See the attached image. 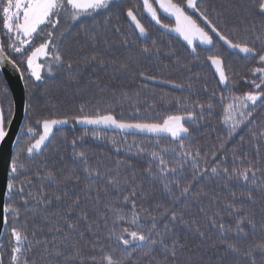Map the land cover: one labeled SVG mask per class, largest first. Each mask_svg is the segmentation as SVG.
<instances>
[{
  "label": "trees",
  "instance_id": "obj_1",
  "mask_svg": "<svg viewBox=\"0 0 264 264\" xmlns=\"http://www.w3.org/2000/svg\"><path fill=\"white\" fill-rule=\"evenodd\" d=\"M196 2L201 11L207 9L209 18L226 35L233 40H247L258 53H264V39L256 40V36L264 37V15L246 10L252 0ZM129 8L133 9L148 30L146 37L139 35L134 23L127 17L126 10ZM185 10L212 35V46H190L171 31L175 27V19L158 10L161 24H167L169 28L157 25L144 11L142 0H115L107 11L74 24L67 19L66 13H62L52 38L56 47L50 46L48 55L41 53L34 58V64L40 66L38 71L42 79L39 81L28 68L27 56L48 39L47 33L52 30L51 26H41L32 43L25 45L24 51L18 53L7 47L12 40L6 34L7 30L3 28V20L0 18L1 45L5 48V54L20 69L26 89V118L12 155L19 156L23 168L11 177L9 175L8 181L12 179L15 187L7 191L6 204L19 210L20 216L15 225L25 230L29 240L34 243L31 252L27 254L30 262L90 264L88 257H99L100 245H104L106 251H110V245L117 246L115 238H109L114 219L110 209H122L124 213H129L131 200L136 202L137 210L143 207L158 217V228L161 231L168 219L167 216L160 218L165 208L183 212L188 227L179 223L170 225L173 231L168 233L166 242L170 244L171 239L178 235L184 244L183 248L177 249L174 262L156 246L149 255H144L145 249H137L127 264H248L246 256L225 253L223 246H211L218 241L220 234L217 229L210 227L208 217H214L218 224L235 228L236 220L246 212L254 220L255 229L245 223L243 227L246 236L228 232L225 238L244 250L264 243V136H261L264 132V103H258L254 109L250 108L253 115L231 136L228 134L230 125L224 123L225 105L234 96L240 97L253 90L252 81L259 83V74H254L252 69L264 65H260L255 56H246L230 49L211 33L195 9H188L185 4ZM65 29L68 31L64 32ZM125 40L128 44L124 43ZM16 46L19 47L18 41ZM144 47L151 51H142ZM56 51L63 57L62 63L54 61ZM93 56L97 58L95 61H91ZM211 56L221 58L229 78L226 84L220 82L209 59ZM69 62L72 64L71 69L67 67ZM141 72L145 77L156 79H146L140 75ZM199 104L205 107H197ZM209 104L211 108L207 107ZM0 105L7 126L13 105L1 74ZM81 105L85 106L87 112H94L96 108L102 112L105 109L111 110L117 119L127 121L162 123L169 115L186 116L189 111L194 112L196 118L183 121L189 129L186 135L181 136L184 149L180 148L181 139L174 140L169 136L68 124L54 128V134L42 146L43 150L28 155L27 146L42 132L38 121L70 118L80 114ZM29 128L35 131L29 133ZM94 131L99 134L98 138L93 135ZM73 140H76L75 145ZM136 145L147 151L137 155L139 149ZM152 151L161 153L169 167H178L175 177L172 174L167 176V180L175 178L180 181V187L173 185L172 195H179L180 189L189 181L192 182L186 198L182 197L173 203L169 193L164 191L156 168L159 161L152 158ZM185 151H190L193 156L197 151L200 152L197 158L200 172L195 179L192 159L183 156ZM76 152H84L88 166L97 169L103 178L88 176ZM181 163L184 164L182 169L179 168ZM150 164L152 176L144 171ZM250 165L259 169L255 175V184L251 182V173L249 181L242 178L226 181L222 172L220 175L211 172L212 167L218 170L227 167L231 170L234 167L244 169ZM49 172L54 173L55 182L47 179ZM77 176L79 182L69 179ZM109 176L119 181L116 187L107 182ZM22 182L23 198L19 191ZM85 185L91 187L86 188ZM41 186L47 193L46 199L52 201L51 204H41L30 199L29 194H38ZM65 191L68 196L62 201H56L54 194L62 195ZM133 191L135 196L124 203V196ZM249 193L253 196L252 200L248 199ZM77 196L80 198L79 204L72 205V200ZM23 199H29V203L25 205ZM228 204H235L244 211L232 212ZM156 205L161 207L157 208ZM70 207L73 209L71 212L68 211ZM6 215L7 225L0 243V260L3 264H9L12 246L9 233L14 224V214L9 212ZM82 215H86L87 220L81 219ZM66 220L78 222V229H69ZM151 224L150 216L141 213L140 226L147 231ZM123 226L126 225H120ZM196 226L205 232L204 239L191 231ZM50 228L52 231H49ZM57 228L61 230L56 231ZM33 232L36 233L35 237L32 236ZM35 240L42 243L35 245ZM44 242H47V252ZM93 245H96L95 250ZM125 247L119 245L117 255ZM56 251L61 254L56 255ZM80 257L84 258L83 262ZM255 257L257 264H264V256L259 251Z\"/></svg>",
  "mask_w": 264,
  "mask_h": 264
},
{
  "label": "snow or ice",
  "instance_id": "obj_2",
  "mask_svg": "<svg viewBox=\"0 0 264 264\" xmlns=\"http://www.w3.org/2000/svg\"><path fill=\"white\" fill-rule=\"evenodd\" d=\"M115 0H0V18L3 20V28L6 31V34L9 35V38L12 40L11 43L7 45L8 48L13 49L15 52H23L25 45H30L34 39V36L39 34L41 26L50 25L51 29L47 33L48 39L44 40L38 47L34 48L31 54L27 56V65L31 70L32 76L35 77L37 81L41 80L42 77L40 72L37 70L40 66L34 65V58L37 57L38 54L43 53L45 56L48 55L49 47L55 48V44L53 43L54 30L59 26L60 16L62 13L67 14V19L74 23H79L80 20L84 18H91L95 14H99L100 12L107 11ZM157 4H159V8L163 10L164 13L168 14V16L173 17L175 19V27L171 29L182 36L189 45L193 43V37L196 36L199 38L200 42L206 45L213 44V37L210 35L208 31L202 28L196 20L193 19L191 15L187 13L185 10V4L188 9H195L199 12L200 16L206 22L208 28L211 33H214L221 41L224 42L230 49H237L240 53H244L246 56H255L257 57V62L260 65H264V53H258L254 46L250 45L247 40H233L229 35H226L224 31L218 26L217 23H214L209 16L207 15V9L201 11L196 0H155ZM144 11L148 14L150 19L154 21L157 25L167 29L169 25L161 24V21L157 15V9L153 7L150 0H143ZM246 10L256 11L261 15H264V0H252V3L246 6ZM22 13V17H21ZM126 15L130 20L134 23L135 29L139 32L141 37H146L148 34V30L141 23V20L137 18L134 14L132 8L126 10ZM255 29L253 28V31ZM68 29H65L64 32H67ZM119 31V29H117ZM61 33V35L64 34ZM14 33V37H13ZM264 37L256 36V40H262ZM17 41L19 42V47L16 46ZM125 44H128V41H124ZM155 43V41H153ZM254 43V42H253ZM144 52H149L151 49L144 47L142 49ZM5 52V48L3 45H0V62L5 59H8L3 54ZM193 52H195V48H193ZM54 61L57 63L63 62V57L60 55L59 51H56V54L53 57ZM97 58L95 56L91 57V61H95ZM211 63L216 67V71L219 74L220 82L226 84L228 82V76L225 73L223 62L219 56H211L209 57ZM8 62L13 66L16 65L14 60L8 59ZM88 62V61H86ZM103 64V60L100 61ZM67 67L71 69V62L68 63ZM122 67H124L122 65ZM51 67L49 68V72H51ZM254 74H259V83L255 80L252 81L253 90L244 93L243 96L232 98V101L225 105L224 107V123L225 125H230L229 127V136L236 132L237 128L243 124L245 121H248L249 118L253 115V112L249 110L250 108L254 109L258 103H264V66L256 67L252 69ZM142 77H145L143 72L140 73ZM75 79L76 77H71ZM146 79H156V77H145ZM168 83H172L171 81H167ZM180 87V85H177ZM223 99V98H222ZM179 102V101H178ZM197 107L203 109L205 106L203 104L197 105ZM208 108H211L212 105H207ZM137 111H139L137 109ZM78 115L72 117H64L61 119H44L43 121H38V123L42 126V132L39 134L38 138L34 140V142L30 143L27 146V153L29 156L34 153H38L42 151V146H45V142L48 141L51 136L54 134V126L56 125H65L71 121L76 124L83 125H94V126H106L113 127L119 129L121 132H124L129 129H136L140 132H148V133H167L175 139H181L180 148L184 149L185 145L183 143V139L181 138V134H187L189 129L185 127L184 122L187 118L188 120H194L195 113L187 112L186 116L182 115H169L164 120L163 123L156 122H146V121H127L123 119H117L116 115L111 110L105 109L103 112L101 109L96 108L94 112H87L84 105H81L79 108ZM7 123L10 124L11 120H7ZM29 133H33L35 130L32 128L28 129ZM6 130V118L2 111H0V141H3L7 136ZM93 135L98 138L99 134L97 132H93ZM261 136H264V132L261 133ZM255 138V134H253ZM73 145L76 144V140L72 141ZM139 151L136 153L140 155L147 150L140 145H136ZM223 148V144L220 145ZM164 151H167L165 149ZM175 151V150H173ZM75 155L80 158L84 163V170L87 172L88 176H98L102 177V173H100L97 169H92L88 166L87 156L84 152H76ZM153 159H157L159 162L156 165L158 169V176L163 184L164 191L169 193L173 203L180 201L181 198H186L191 189L192 182L189 181L185 184L179 192V195H172L173 185L175 187H180V181L178 179L167 180L168 174H172L175 177V174L178 172V167L173 166L169 167L168 162L165 160L164 156L161 153L156 151H152L150 153ZM177 155H180L177 153ZM213 156L216 155L215 152L212 153ZM184 157H191L193 162L194 174L193 179L199 174L200 170L197 167V158L200 156V152L197 151L195 155L190 151H185L183 153ZM121 163V162H118ZM184 164H179V168L182 169ZM23 165L19 163V156L14 155L12 157L11 162V172L9 173L10 177L12 174L17 173L18 170L22 169ZM149 176H152V167L151 164L148 168L144 170ZM259 169H256L254 166L250 165L244 169L232 168L229 170L227 167L223 169H219L217 167H212L211 172L215 175H220L221 172L224 175L226 181L232 180L233 178L240 179L242 178L244 181H249V174L251 173L252 180L251 182L255 184V175ZM103 178V177H102ZM155 178V177H153ZM47 179L49 181L55 182L54 173L49 172L47 174ZM69 179H75L79 182V177H69ZM107 182L111 184L113 187H116L119 184V181L112 176L107 177ZM28 184L31 181H27ZM8 190L11 191L15 184L12 179H9L7 184ZM86 188H90L91 185H85ZM20 194L23 198L24 192V182H22L21 187L19 189ZM135 191L130 193L129 195L124 196V203H128L131 197L135 196ZM199 195V193L197 194ZM235 195V194H233ZM47 193L43 186H41L40 192L36 195L29 194L30 199L37 201L41 204H51L52 201L50 199H46ZM68 196V192L65 191L61 194H54V198L56 201H62L65 197ZM79 196H77L74 200H72V205L79 204ZM248 199L252 200L253 196L251 193L248 194ZM23 203L27 205L29 203V199H23ZM157 208H160L161 205H156ZM227 207L235 213L243 212V208H238L235 204H228ZM73 209L70 207L68 209L71 212ZM110 211L113 212L114 219L112 221L113 228L109 233V238L114 237L117 241V246H109L110 251L105 250L104 245L99 246L100 255L97 257L96 255H92L88 257L90 264H127L130 257L137 249H145L144 255H149L153 248L159 246L165 253H167L173 260L177 256V249L183 248L184 244L181 243L179 236L177 235L173 239H171L170 244L166 242L168 233L173 231V228L170 225L179 223L188 227V222L184 218L183 212L178 213L177 211L169 208H165L164 212L161 214L160 218L167 216L168 219L164 223L163 231L158 228V217L153 215L149 209L141 207L137 210V204L134 200H131V211L129 213H124L122 209L112 208ZM203 211V209H201ZM3 212L5 214L12 212L14 215L12 217L14 224L10 229V243L12 244L10 248V260L9 264H35V261H29L28 253L31 252L34 247V243L32 240H29L28 235L25 230L15 225V221H18L20 212L16 208H12L10 205L5 204L3 208ZM141 213H145L150 216L152 220L151 227L145 231L140 226ZM218 215V214H217ZM81 219L87 220L86 215H82ZM210 222V227L217 229L220 236L217 242H214L211 246L216 248L218 246H223L225 253H231L234 255H243L248 258V264H257V260L255 257V253L259 251L261 256H264V243L257 244L253 247H250L248 250H244L239 247L236 243L230 242L225 238V234L228 232H235L237 235H247L244 230L243 225L247 223L253 229H255L256 225L254 220L250 217L248 213H244L241 215L235 222V228L231 226L226 227L223 223H217L214 217H208ZM67 227L69 229H78V222L73 223L71 221L66 220ZM195 222L193 221V224ZM4 224L7 225V215L4 217ZM120 225H126L120 227ZM26 227V226H25ZM119 228V231H117ZM89 231H91V225L88 226ZM134 229V230H133ZM61 229L57 228L56 231H60ZM49 231H52L50 228ZM191 231L198 235L201 239L205 238V232L201 230L199 226L191 228ZM36 233L33 232L32 236L35 237ZM67 235V234H65ZM83 235V233H81ZM127 237V238H126ZM42 242L39 240H35V245H39ZM119 245L126 246L120 253L117 255V250ZM94 250L96 249V245H93ZM44 249L47 252V242H44ZM128 249H131L129 251ZM59 251H56V255H60ZM77 255L79 253L77 252ZM83 262V257H80ZM167 259V257L165 258ZM0 264H3V261L0 260Z\"/></svg>",
  "mask_w": 264,
  "mask_h": 264
},
{
  "label": "water",
  "instance_id": "obj_3",
  "mask_svg": "<svg viewBox=\"0 0 264 264\" xmlns=\"http://www.w3.org/2000/svg\"><path fill=\"white\" fill-rule=\"evenodd\" d=\"M3 55L10 59L5 52ZM8 59L0 62V74L8 86L13 102V112L10 119L11 123L8 124L6 128L8 134L3 141H0V243L3 239L6 228L4 224V217L6 214L3 212V208L7 199L9 166L14 148L26 118L27 110L26 89L22 73L18 66H13L8 62Z\"/></svg>",
  "mask_w": 264,
  "mask_h": 264
},
{
  "label": "rangeland",
  "instance_id": "obj_4",
  "mask_svg": "<svg viewBox=\"0 0 264 264\" xmlns=\"http://www.w3.org/2000/svg\"><path fill=\"white\" fill-rule=\"evenodd\" d=\"M143 1V0H142ZM197 1V0H196ZM150 2L152 3V5H153V7L154 8H156L158 11H160V12H162V13H164L163 12V10L162 9H160L159 8V4H157L156 2H155V0H150ZM165 15H167L168 16V14H166V13H164ZM21 17H22V13H21ZM173 18V17H172ZM176 33V32H175ZM176 34H178V33H176ZM179 35V34H178ZM180 36V35H179ZM180 37H182V36H180ZM182 39H184L183 37H182ZM184 41H186L185 39H184ZM187 42V41H186ZM188 43V42H187ZM194 44H198V45H201V46H203V47H208V46H212V45H206V44H203V43H201L200 42V40H199V38L198 37H196V36H194L193 37V43H192V45H194ZM192 45H190V46H192ZM233 50H237V49H233ZM237 51H239V50H237ZM41 54V53H40ZM244 54V53H243ZM40 57H41V55H40ZM35 65V64H34ZM37 65V64H36ZM213 67H214V69H215V72H216V74L218 75V77H219V74H218V72L216 71V67L213 65ZM38 70V69H37ZM9 90V89H8ZM10 93V92H9ZM10 98H11V94H10ZM11 101H12V98H11ZM12 105H13V102H12ZM2 111V110H1ZM163 123V122H162ZM68 124H70V125H78V126H88V127H93V128H106V129H112V130H117V131H120L119 129H116V128H113V127H106V126H103V125H101V126H94V125H83V124H76L75 122H73V121H71L70 120V122L68 123ZM68 124H65V125H68ZM61 126H64V125H56V126H54V128H56V127H61ZM121 132V131H120ZM124 132H129V133H140V134H147V135H153V136H169V137H171L170 136V134H167V133H159V134H155V133H148V132H140V131H138V130H136V129H129V130H126V131H124ZM184 135H186V134H181V136H184ZM9 168H10V166H9Z\"/></svg>",
  "mask_w": 264,
  "mask_h": 264
},
{
  "label": "bare ground",
  "instance_id": "obj_5",
  "mask_svg": "<svg viewBox=\"0 0 264 264\" xmlns=\"http://www.w3.org/2000/svg\"><path fill=\"white\" fill-rule=\"evenodd\" d=\"M8 87V86H7ZM7 126H8V124H7ZM7 126H6V128H7Z\"/></svg>",
  "mask_w": 264,
  "mask_h": 264
},
{
  "label": "flooded vegetation",
  "instance_id": "obj_6",
  "mask_svg": "<svg viewBox=\"0 0 264 264\" xmlns=\"http://www.w3.org/2000/svg\"><path fill=\"white\" fill-rule=\"evenodd\" d=\"M1 106V105H0ZM13 155V154H12ZM11 164V163H10Z\"/></svg>",
  "mask_w": 264,
  "mask_h": 264
}]
</instances>
